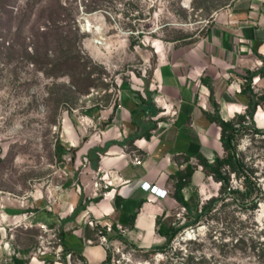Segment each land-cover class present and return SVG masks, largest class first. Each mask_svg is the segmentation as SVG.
Returning a JSON list of instances; mask_svg holds the SVG:
<instances>
[{
  "label": "rangeland",
  "instance_id": "obj_1",
  "mask_svg": "<svg viewBox=\"0 0 264 264\" xmlns=\"http://www.w3.org/2000/svg\"><path fill=\"white\" fill-rule=\"evenodd\" d=\"M234 1L0 0V196L22 206L13 240L30 251L26 264H85L72 252L67 257L68 250L58 258L60 231L50 222L57 236L43 231L26 201L68 176L99 127L97 115L115 104L122 86L141 87L150 78L155 50L195 41ZM253 124L262 132L247 128L237 148L260 186L257 207L227 195L164 250L125 244L114 264H264V104ZM229 182L245 190L232 173ZM219 187L207 180L193 218L208 198L220 196ZM240 236L245 244L237 246Z\"/></svg>",
  "mask_w": 264,
  "mask_h": 264
},
{
  "label": "crops",
  "instance_id": "obj_2",
  "mask_svg": "<svg viewBox=\"0 0 264 264\" xmlns=\"http://www.w3.org/2000/svg\"><path fill=\"white\" fill-rule=\"evenodd\" d=\"M155 53L150 78L141 87L122 86L115 104L97 115L99 127L68 176L47 187L45 196L26 201L35 222L53 223L63 245L85 264H106L107 256L103 246L86 242L95 239L87 212L121 226L122 242L139 250L163 245L169 228L191 224L198 197L212 180L199 158L211 162L224 153L220 127L206 113L218 110L227 120L245 110L246 94H264V86L256 88L264 85V0H235L203 36ZM83 154L89 163L79 174L75 166ZM132 155L142 162L133 164ZM99 169L117 177L110 197L93 193L92 171ZM144 181L167 195L143 190ZM177 187L186 205L176 199ZM21 207L0 196V264H16L15 258L26 264L30 251L13 240Z\"/></svg>",
  "mask_w": 264,
  "mask_h": 264
},
{
  "label": "trees",
  "instance_id": "obj_3",
  "mask_svg": "<svg viewBox=\"0 0 264 264\" xmlns=\"http://www.w3.org/2000/svg\"><path fill=\"white\" fill-rule=\"evenodd\" d=\"M134 93L138 94L137 92ZM246 95L248 97V102L245 108V113L236 114L227 120L220 116L218 110H215L213 113H206L209 120L215 122L220 127V140L222 142L224 153L222 156H216L211 162L202 157L199 158L200 163L206 170V173L211 175L214 180L220 183V196H211L207 199L206 204H204L201 208V211L203 212H197L194 218L196 221H198L203 214L210 213L214 209V205L217 202L224 200L225 197L230 194L234 196V199L237 200L241 206L249 205L252 209L257 207V195L260 194L261 189L259 184L255 180L251 179L244 158L237 148V142L241 133H243L247 128H253L256 133L262 132V130L254 126L253 115L257 106L264 104V94L251 93ZM246 117L250 119L249 124L245 120ZM231 173L237 179H241L245 190L231 188L229 182ZM254 192L256 195L252 196ZM175 197L180 203L186 205V202L183 200L179 192V187H177L175 191ZM188 225L190 224H183L176 228H169L168 232L166 233V242L163 245L155 246L149 250H164L165 247H167L169 243L178 235V233H180ZM117 237L121 240L120 236ZM235 244L237 246H242L245 244V238L243 236L236 238ZM63 247L66 251L67 248L65 246ZM110 258L111 252L110 250H107L106 264H110ZM14 261L16 264L24 263L23 260H18L16 258Z\"/></svg>",
  "mask_w": 264,
  "mask_h": 264
},
{
  "label": "built area",
  "instance_id": "obj_4",
  "mask_svg": "<svg viewBox=\"0 0 264 264\" xmlns=\"http://www.w3.org/2000/svg\"><path fill=\"white\" fill-rule=\"evenodd\" d=\"M96 130V127H93ZM73 145V144H72ZM69 159V158H68ZM131 162L133 164H140L141 158L139 155H132L131 156ZM89 161L88 158L85 154H83L80 157L79 163L75 166V169L77 172L80 174L83 170L88 165ZM117 180L116 175L111 174L109 170L107 169H99V170H94L92 171V189L93 193L95 195H101L104 197H110L111 194L115 190V181ZM56 187V186H55ZM140 187L148 191L149 193L153 194L154 196L164 198L167 195V190L159 188L157 185H151L150 182L144 181L140 184ZM179 215V214H178ZM30 214L27 212L23 213V217L27 218L29 217ZM85 223L87 226H89L95 233V239H87L86 242L91 244L93 242H96L103 246L106 250H110L111 252V258H110V264H114V262H119L121 258L115 259V257L120 253V257L123 258L124 254L121 251L122 250V245L124 246L125 244L117 237L118 234L122 231L121 226H115L111 222H99L95 218H93L89 212L85 215ZM39 226L43 229V231H51L53 236H57V233L55 231L56 228H48L46 223H38ZM190 232L193 233L194 229H190ZM187 234V233H186ZM58 243L54 247V252L56 255L60 256V254L63 252V246L60 242V237H58ZM4 247L8 249L9 247L8 244L5 243ZM10 253V251H9ZM67 257L71 256V252L66 253Z\"/></svg>",
  "mask_w": 264,
  "mask_h": 264
},
{
  "label": "bare ground",
  "instance_id": "obj_5",
  "mask_svg": "<svg viewBox=\"0 0 264 264\" xmlns=\"http://www.w3.org/2000/svg\"><path fill=\"white\" fill-rule=\"evenodd\" d=\"M188 235H192V233L190 231H188L187 234L185 235V237L187 238Z\"/></svg>",
  "mask_w": 264,
  "mask_h": 264
}]
</instances>
